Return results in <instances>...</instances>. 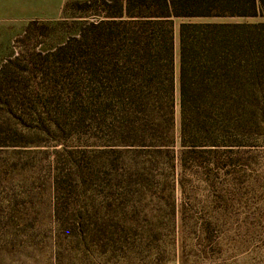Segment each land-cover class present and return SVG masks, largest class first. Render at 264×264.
Returning a JSON list of instances; mask_svg holds the SVG:
<instances>
[{
	"label": "rangeland",
	"instance_id": "374dc122",
	"mask_svg": "<svg viewBox=\"0 0 264 264\" xmlns=\"http://www.w3.org/2000/svg\"><path fill=\"white\" fill-rule=\"evenodd\" d=\"M85 1L0 0V264H264V120L195 158L120 146Z\"/></svg>",
	"mask_w": 264,
	"mask_h": 264
},
{
	"label": "trees",
	"instance_id": "16d2710c",
	"mask_svg": "<svg viewBox=\"0 0 264 264\" xmlns=\"http://www.w3.org/2000/svg\"><path fill=\"white\" fill-rule=\"evenodd\" d=\"M98 1L66 4L64 13L72 7L95 12ZM101 4L87 30H93L94 45L107 49L101 54L108 58L120 146L170 153L179 141L180 155L195 158L248 141L264 120V21L225 20L264 19V0ZM176 20H186L177 31V50Z\"/></svg>",
	"mask_w": 264,
	"mask_h": 264
}]
</instances>
